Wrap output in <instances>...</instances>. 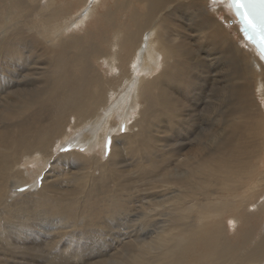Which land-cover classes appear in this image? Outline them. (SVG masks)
Returning <instances> with one entry per match:
<instances>
[{"label": "bare ground", "instance_id": "obj_1", "mask_svg": "<svg viewBox=\"0 0 264 264\" xmlns=\"http://www.w3.org/2000/svg\"><path fill=\"white\" fill-rule=\"evenodd\" d=\"M43 1L0 0L11 16L0 44V64L8 61V71L0 65L8 73L0 236L16 230L24 241L38 229L42 237L7 247L0 264H68L74 248L59 251L70 243L82 264H264V61L225 30L215 15L222 8L211 11L209 0ZM29 24L42 26L47 47L25 37ZM102 59L114 75L101 72ZM204 110L211 124L188 146ZM95 142L101 152L92 157L77 150ZM126 160L137 172L122 178ZM31 161L50 168L26 192ZM93 167L97 180L83 173ZM12 187L23 198L8 204ZM228 216L239 227L233 237ZM125 236L133 253L120 257L122 248L112 251Z\"/></svg>", "mask_w": 264, "mask_h": 264}, {"label": "rangeland", "instance_id": "obj_2", "mask_svg": "<svg viewBox=\"0 0 264 264\" xmlns=\"http://www.w3.org/2000/svg\"><path fill=\"white\" fill-rule=\"evenodd\" d=\"M45 1V0H44ZM43 1V2H44ZM208 8L211 10V11H214V12H216L217 10H218V8H222V11L220 10V13L219 14H215L216 15V17L217 18H219V20H220V22H221V24H222V26H224L225 27V30H227L228 32H229V34L231 35V37L233 38V39H235L238 43H241V45H242V48H243V50H247V51H251V49H250V43H249V41L246 39V37L243 35V33H242V31L240 30V27H239V25H238V23L236 22V20H235V18L233 17V15H232V13L230 12V9H229V4H228V1L227 0H209V6H208ZM214 9V10H213ZM10 22H11V16L10 15H8V10H6V11H0V44L1 43H4L5 41H8V26H9V24H10ZM79 29L80 28H85V27H78ZM90 30H92V29H95L96 28V26L93 24V25H91L90 27ZM25 29H26V33H25V37L27 38V39H33V40H36L39 44H40V46H42V47H47V45L45 44L46 43V36H45V34L43 33V30H42V26H40V27H38V26H32L31 24H29V25H27L26 27H25ZM82 31H80L79 33H81ZM250 47H249V46ZM48 46H49V44H48ZM252 48V47H251ZM252 52V51H251ZM254 52V51H253ZM254 54H255V56H258L259 57V55L257 54V53H255L254 52ZM3 58V57H2ZM0 63H1V61H0ZM3 64H0V65H2V67H1V69H5V70H7L8 71V61L7 62H2ZM99 65H102V68H101V72H104V70H108V71H110L111 72V70L109 69V64L106 62V60L104 61L103 59L102 60H100V61H98L97 62ZM132 64H133V60H132ZM3 65H5V66H3ZM29 69H30V67H28ZM27 67L25 68L26 70L28 69ZM157 71V72H156ZM156 73L155 74H157L159 71H158V69H156ZM1 72V71H0ZM109 72V73H110ZM114 72V73H113ZM113 72H111L112 73V75H114L117 71H113ZM110 73V74H111ZM154 74V75H155ZM0 75H2L3 77H0V80H2L3 81V85L1 86L0 85V89L2 90V91H0V96H2V95H4L6 92H7V89L5 88L6 86H7V80H6V78H5V75H7V77H8V73H0ZM34 78H36V77H34ZM210 86H211V83H210ZM207 92V93H206ZM209 95H210V92H209V90H207V91H205V93H204V95L202 96L203 98H201V100H200V102L198 101L197 102V105L199 104H201L200 106H199V108H198V110L199 111H201V108H203V106H205L207 103H208V100H207V97H208V99L210 98L209 97ZM111 101H109V102H107L106 104V106H105V110H107L108 109V105H109V103H110ZM130 104L132 105V108H133V106H134V100H132V101H130ZM205 104V105H204ZM110 107H112V105H110ZM131 108L129 109V113L131 112ZM199 111H198V113H197V118H198V121L200 122L199 124H202V125H199L198 127H193V132H192V134L189 136H185L186 137V142H187V145L188 146H192V145H194L195 144V139H193V138H195V135H198L199 133H200V131L203 129V128H205L206 126L208 127L211 123H210V120H209V118H208V116H205V115H208L209 113H210V111L209 110H204V112L202 113V112H200L199 113ZM127 113V111H125V114ZM136 113V110H134L133 111V113L132 114H135ZM202 113V114H201ZM193 115H195V112L193 113ZM123 116H124V114H121L120 115V117H118V121H122L123 120V122L125 121L124 120V118H123ZM111 121V120H110ZM209 121V122H208ZM129 123H132V120L131 121H129ZM1 124L2 123H0V126H1ZM112 124H113V122H112ZM209 124V125H208ZM110 126V125H109ZM118 126V125H117ZM127 126V125H126ZM71 127V126H70ZM125 127V126H124ZM179 127V126H178ZM200 127V128H199ZM202 127V128H201ZM197 128H199V129H197ZM176 129V128H175ZM77 130V129H76ZM71 131H73L72 130V128H70V132ZM195 131V132H194ZM198 131V132H197ZM120 132V131H119ZM123 132L124 133H127V131L126 130H124L123 129ZM171 132H173V130L171 131ZM170 132V133H171ZM119 134H121V133H119ZM108 135H111V137H110V139H112V137H114V133H110L109 132V134ZM107 135V136H108ZM123 135V134H122ZM183 138V137H182ZM109 139V140H110ZM118 140H121V139H118ZM189 143V144H188ZM191 143V144H190ZM101 144V142H99V145ZM105 144V141L103 142V145ZM95 146H93V151H86V149L85 148H81V149H77L78 151H79V153H81V154H86V155H88V156H90V157H92L95 153H100L101 151V148H100V146L98 145V143L97 142H95V144H94ZM119 147H122L121 145H119ZM95 148H96V151H95ZM105 152H103L102 153V155H101V158L103 159V161L102 162H104L108 157H109V154H110V144H106V146H105ZM70 150L68 149V148H64V150H62V151H57V153L56 154H59V155H63V153H64V155L65 154H67L68 152H69ZM91 152V153H90ZM62 153V154H61ZM57 157V156H56ZM24 158V157H23ZM127 162H128V166L126 167V172H125V174L126 175H124V177H122V178H127V176L129 177L130 176V174L129 173H136L137 172V169L135 168V167H133V166H130V160H126ZM45 163H47L46 161H40V165H38V164H36V162H30L29 164H25L24 166L25 167H28V171L30 172V174H29V176H31V178L34 180V181H30V183H29V185H31V189H29V190H26V192H29L30 190L31 191H33V190H38L39 188H40V186L42 185V181H41V177L42 176H45L46 175V172H44V171H46L48 168H50V166H49V163H47V166H45L44 164ZM99 163V162H98ZM101 164V163H100ZM33 167V168H32ZM38 167H40V169H43L44 168V170L43 171H39V172H35V170H37V168ZM52 167V166H51ZM46 169V170H45ZM81 169V168H80ZM49 170V169H48ZM149 171H150V168H149ZM81 172H82V170H79V174H81ZM83 173H88L91 177H93L94 176V180H97V179H99L98 178V171L93 167V169L91 168V169H89L88 171H86V172H83ZM34 177V178H33ZM62 176H60V178H61ZM130 179V178H129ZM41 181V182H40ZM64 181H65V178H64ZM63 181V183H61V186H62V188L64 189V186L66 185V182H64ZM35 184V185H34ZM74 185V183H70V184H68V185ZM33 187V188H32ZM36 188V189H35ZM13 189V190H12ZM10 193H9V198H8V204L9 203H11L10 201H9V199H13V198H16V199H14V200H12V202L13 201H15V200H18V199H21V198H23V196H18V197H15V196H17L18 195V192L15 190V188L14 187H12V188H10ZM14 195V196H13ZM33 196H35L34 194H32ZM13 197V198H12ZM260 200V199H259ZM262 201V200H261ZM17 202V201H16ZM250 207V208H249ZM248 208H247V212L248 213H256V209H255V207L254 206H249ZM228 220V221H227ZM258 219H256V217H255V220L253 221V222H256ZM225 221H226V223H225ZM259 221V220H258ZM223 222L226 224V226H227V229H229V236H231V237H233V236H235L234 235V233L236 232V228L238 227V224L237 223H233L232 224V217L231 216H228L227 218H224L223 219ZM237 224V225H236ZM1 225H3V224H1ZM231 225V226H230ZM232 225H233V227H232ZM235 226V227H234ZM237 226V227H236ZM239 228V227H238ZM150 229V230H149ZM149 229H143V230H141V231H143V233L141 232L140 234L141 235H143V236H146L149 232L148 231H150V233L152 232V227H149ZM42 229H40V231H41ZM147 230V231H146ZM15 231L16 230H13V232L12 231H10L11 232V235H10V233H8V235L6 236V234H4V235H2V236H0V257L1 258H4V254H3V251H4V249H6L7 247H8V249H14V248H20V249H24L26 246H34V245H40V241H41V236L40 235H37L36 234V232L38 231V229H36V231H35V235L34 236H32V237H30V238H27V239H25L24 241H22V240H17L18 238V235H16L15 234ZM126 232H128V231H126ZM145 232V233H144ZM147 232V233H146ZM40 234H45L43 231L42 232H40ZM144 234H146V235H144ZM129 237H124V240L122 241V243H120L119 244V247H116L115 249H114V247L115 246H113L112 247V249H114L112 252H114V251H117L118 249H120V248H122V251H121V254H120V257H123V256H125L126 255V253H127V249H129V251H131V250H133L132 248L133 247H127V245H126V243L128 242V241H130L129 239H131V237L128 239ZM126 239V240H125ZM128 240V241H127ZM20 241V242H19ZM42 241H44L43 239H42ZM127 241V242H126ZM16 242H18V243H16ZM17 245H16V244ZM89 243H90V241H89ZM126 245V246H125ZM77 245L75 244V243H70V244H67L66 246H64V247H62L63 249L62 250H60L59 251V254H60V256H64V255H66V254H68V251L65 249V248H70V249H73L74 248V250H73V256L71 255V258H69L68 259V261H67V263L68 264H82V262H81V260H80V257H79V255H75L77 252L75 251V250H77L78 249V247H76ZM122 246V247H121ZM36 247V246H35ZM74 251H75V253H74ZM131 253H133V251H131ZM41 255H43L42 253H41ZM41 255L40 256H37V257H41ZM78 258H77V257ZM13 258V256L11 255V256H9L8 255V259H12ZM73 259H75V260H73ZM79 261H78V260ZM24 262V260H21V259H17V260H15V261H13V260H8V263L10 264H19V263H23ZM35 262V261H34ZM105 263L106 261H97V260H95V261H92L91 263ZM24 263H26V264H39V263H41L42 264V261H39V263H27V262H24ZM43 264H49L48 262H43ZM83 264H87V263H83Z\"/></svg>", "mask_w": 264, "mask_h": 264}, {"label": "water", "instance_id": "obj_3", "mask_svg": "<svg viewBox=\"0 0 264 264\" xmlns=\"http://www.w3.org/2000/svg\"><path fill=\"white\" fill-rule=\"evenodd\" d=\"M227 1L230 12L238 23L243 35L264 61V55H262L257 48V44L261 43L259 36L260 28L261 25L264 24V8L261 7V5H264V0H237L235 6H233L230 0ZM246 4H250L252 7H245ZM237 11H239V15H237ZM245 28H248L249 32L255 31L257 33L255 37L256 43L248 39V33L244 31ZM261 47H264V44H261Z\"/></svg>", "mask_w": 264, "mask_h": 264}, {"label": "snow or ice", "instance_id": "obj_4", "mask_svg": "<svg viewBox=\"0 0 264 264\" xmlns=\"http://www.w3.org/2000/svg\"><path fill=\"white\" fill-rule=\"evenodd\" d=\"M230 2L233 4V6H235L237 3V0H230ZM245 7H252V5L246 4ZM261 7L264 8V5H261ZM237 15H239V11H237ZM244 31L248 33V39L252 41L253 43H256L255 37L257 33L255 31L249 32L248 28H245ZM259 36H260L261 43L257 44V48L261 52V54L264 55V47H261V44H264V24L261 25Z\"/></svg>", "mask_w": 264, "mask_h": 264}]
</instances>
